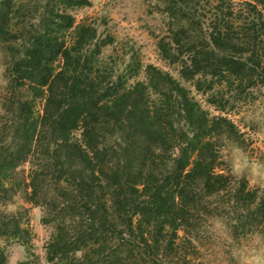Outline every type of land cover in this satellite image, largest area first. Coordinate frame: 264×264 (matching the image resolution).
Returning <instances> with one entry per match:
<instances>
[{
    "label": "trees",
    "instance_id": "16d2710c",
    "mask_svg": "<svg viewBox=\"0 0 264 264\" xmlns=\"http://www.w3.org/2000/svg\"><path fill=\"white\" fill-rule=\"evenodd\" d=\"M89 6L0 0V205L26 188L54 229L53 264H188L183 246L209 217L234 238L264 235V191L224 173L219 145L232 101L264 87V0H168L157 44L179 79L147 65L143 81L134 61L118 72L104 58L110 36L76 23L71 12ZM22 220L0 211V243L28 244Z\"/></svg>",
    "mask_w": 264,
    "mask_h": 264
},
{
    "label": "rangeland",
    "instance_id": "374dc122",
    "mask_svg": "<svg viewBox=\"0 0 264 264\" xmlns=\"http://www.w3.org/2000/svg\"><path fill=\"white\" fill-rule=\"evenodd\" d=\"M90 6L74 9L71 13L76 23L94 25L98 34L113 39L111 46L103 50L104 58L118 72L123 71L132 60L141 70L136 80H144V69L153 65L169 72L179 79L177 66H169L162 60L158 50V40L166 32V17L163 9L168 0H89ZM188 87L202 107L214 115L220 113L206 103V98L198 94L191 83ZM4 58L0 50V115L2 97L6 92ZM226 99L234 96L233 90L224 94ZM231 109L224 112L234 125L232 134L219 137L222 168L237 180H245L250 189L264 191V87H256L245 93L241 99L232 101ZM43 102H38L41 112ZM28 166L18 170V181L27 180ZM24 185V184H23ZM26 188L18 189L10 202L0 205V211L21 217L30 231L26 246L16 240L0 243L7 255L6 264H21L32 260L36 264H53L46 260L45 246L54 232L52 226L41 223L43 210L29 204ZM195 231L192 245L183 246L188 264H264V235L252 233L234 238L224 220L206 218ZM182 236V234H181Z\"/></svg>",
    "mask_w": 264,
    "mask_h": 264
}]
</instances>
